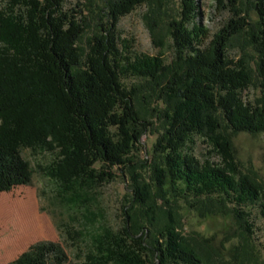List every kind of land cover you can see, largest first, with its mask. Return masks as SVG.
<instances>
[{
  "label": "trees",
  "instance_id": "16d2710c",
  "mask_svg": "<svg viewBox=\"0 0 264 264\" xmlns=\"http://www.w3.org/2000/svg\"><path fill=\"white\" fill-rule=\"evenodd\" d=\"M0 1V193L29 183L32 172L22 149L56 155L48 174L76 204L88 198L86 188L113 181L114 169L130 176L132 204L142 209L146 228L138 223L142 232L133 233L134 217L127 211L133 207L123 206L122 233L105 229L95 236L90 264H211L194 242L181 237L174 213L167 212L159 224L158 199L178 200L194 212L224 209L250 234L252 209L264 220V192L238 172L228 137L220 134L227 129L264 136V100L243 101L250 73L228 56L233 38L248 32L246 18L235 14L203 44L206 31L195 22L200 0H178L180 18L169 23L178 64L166 66L161 59L120 50V19L150 0L108 1L104 26L84 58L79 6L68 10L66 0ZM253 2L258 30L249 36L264 94V0ZM126 76L155 83L168 108L162 112L165 132L153 146L157 160L149 168V183L138 182L133 154L152 124L137 112L134 94L123 83ZM196 137L213 142L221 163L193 156ZM67 261L57 244L42 242L9 264Z\"/></svg>",
  "mask_w": 264,
  "mask_h": 264
},
{
  "label": "rangeland",
  "instance_id": "374dc122",
  "mask_svg": "<svg viewBox=\"0 0 264 264\" xmlns=\"http://www.w3.org/2000/svg\"><path fill=\"white\" fill-rule=\"evenodd\" d=\"M111 0H66L65 8L79 6L85 18V33L80 43L83 58L89 53L91 39L104 26L107 4ZM200 16L195 21L206 31L201 39L207 44L235 14L246 18L248 32L233 38L228 47V56L236 64L241 63L250 73L251 86L242 93L243 101L256 105L264 100L259 88L257 74L258 55L251 45L249 34L258 30V17L253 0H200ZM3 7L0 1V8ZM182 8L178 0H150L120 19L117 35L120 50L127 56H148L164 61L166 66L178 64L169 36V23L178 20ZM250 30V31H249ZM123 83L134 94V105L149 127L134 152L138 182L149 183L150 166L157 160L153 146L163 136L168 110L161 101L156 84L126 76ZM228 137L238 172L251 179L264 192V136L248 133L231 134L227 129L220 134ZM193 156L201 163H221L219 151L207 137H196L190 145ZM22 158L29 163L32 176L25 186L0 193V264H9L30 246L51 242L57 244L68 258L66 264H90L87 255L92 249V239L109 229L114 234L123 231V206H132L127 211L133 214L132 232H142L145 227L144 213L132 204V182L128 175L113 170V181L85 189L88 198L76 204L74 198L64 191L48 170L56 160L54 153L40 149H22ZM156 158V159H155ZM101 171L98 166L96 168ZM131 203V204H130ZM158 222H165V214L172 212L180 225L182 238L194 242L207 255L211 264H264V220L257 208L250 212L249 221L254 229L244 232L224 209L208 206L206 211L194 212L180 201L165 204L156 201ZM218 212V213H217ZM217 213V214H216ZM94 214V218L92 215Z\"/></svg>",
  "mask_w": 264,
  "mask_h": 264
}]
</instances>
